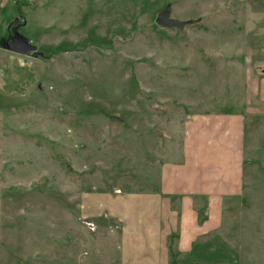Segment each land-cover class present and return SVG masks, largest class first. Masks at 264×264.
<instances>
[{"label":"rangeland","instance_id":"obj_1","mask_svg":"<svg viewBox=\"0 0 264 264\" xmlns=\"http://www.w3.org/2000/svg\"><path fill=\"white\" fill-rule=\"evenodd\" d=\"M167 6L195 24L159 28ZM15 7L27 51L0 53V264H118L119 222L89 215L88 195L155 191L189 117L228 109L245 116L244 183L223 228L237 264H264V103L244 86L246 58L262 75L264 0Z\"/></svg>","mask_w":264,"mask_h":264},{"label":"crops","instance_id":"obj_2","mask_svg":"<svg viewBox=\"0 0 264 264\" xmlns=\"http://www.w3.org/2000/svg\"><path fill=\"white\" fill-rule=\"evenodd\" d=\"M15 5L0 0V33L11 41ZM11 43H0V53ZM246 59L247 102L256 95L264 103V62L259 75ZM245 122L240 110L194 113L185 122L182 158L161 165L155 191L88 195L89 215L119 222L118 264H237L247 254L223 228L226 201L243 190Z\"/></svg>","mask_w":264,"mask_h":264},{"label":"water","instance_id":"obj_3","mask_svg":"<svg viewBox=\"0 0 264 264\" xmlns=\"http://www.w3.org/2000/svg\"><path fill=\"white\" fill-rule=\"evenodd\" d=\"M18 22V20H17ZM195 19L190 20H179L171 16V7L167 6L165 9L157 13L155 18V23L159 28L162 29H177L181 34H183L185 28L190 24H195ZM11 51H16L24 53L27 51L26 43L20 42L19 37L10 44Z\"/></svg>","mask_w":264,"mask_h":264},{"label":"flooded vegetation","instance_id":"obj_4","mask_svg":"<svg viewBox=\"0 0 264 264\" xmlns=\"http://www.w3.org/2000/svg\"><path fill=\"white\" fill-rule=\"evenodd\" d=\"M15 39V38H14Z\"/></svg>","mask_w":264,"mask_h":264}]
</instances>
